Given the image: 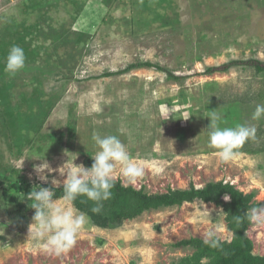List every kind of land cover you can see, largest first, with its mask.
<instances>
[{"label":"rangeland","instance_id":"obj_1","mask_svg":"<svg viewBox=\"0 0 264 264\" xmlns=\"http://www.w3.org/2000/svg\"><path fill=\"white\" fill-rule=\"evenodd\" d=\"M13 45L26 61L10 75ZM249 60L264 63V0H0V264H175L194 254L175 247L183 240L215 232L232 241L224 210L197 200L116 228L87 215L75 246L57 255L28 238V194L66 178L45 170L40 180L44 160L58 169L77 157L90 168L97 132L118 136L143 165L136 179L117 165L114 181L125 187L154 195L224 182L264 205V118L252 119L264 105V72L206 73ZM213 110L221 127L256 128L228 162L208 147ZM23 181L27 194L13 187ZM247 235L264 256V223Z\"/></svg>","mask_w":264,"mask_h":264},{"label":"clouds","instance_id":"obj_2","mask_svg":"<svg viewBox=\"0 0 264 264\" xmlns=\"http://www.w3.org/2000/svg\"><path fill=\"white\" fill-rule=\"evenodd\" d=\"M26 55L22 47L13 45L7 54L5 71L15 75L25 67ZM206 117H210L208 126V147L217 150L221 161L228 162L236 158L238 149L249 139L255 137L256 128L247 124H237L235 127H221L223 116L213 110ZM264 118V105H257L252 114L253 120ZM92 140L98 150L94 153L92 166L75 164L70 159L58 169L50 167L44 158V162L36 166L39 179L47 181L48 172L59 171L65 179H53V188L39 187L28 194V200L32 204L35 213L33 223L29 226V239L41 243L45 250L59 255L70 251L77 243L81 230L86 225L89 217L86 213L75 208L74 202L78 197H86L94 203L91 209L93 213L103 210L104 202L111 199L114 187V172L117 165L121 173L129 179H136L143 175V165L134 160L126 145L116 135L101 136L93 132ZM63 185V196L56 197L54 188ZM225 199H228L227 196ZM246 217L256 224L264 223V205L253 206L246 212ZM204 244L217 248L220 239L215 232H208Z\"/></svg>","mask_w":264,"mask_h":264},{"label":"trees","instance_id":"obj_3","mask_svg":"<svg viewBox=\"0 0 264 264\" xmlns=\"http://www.w3.org/2000/svg\"><path fill=\"white\" fill-rule=\"evenodd\" d=\"M84 36L87 35L84 34ZM237 65L250 66L259 73L264 72L263 62L249 60L246 62L235 61L222 68H208L206 73L227 72ZM141 67H154V65L146 63ZM240 113L239 109L234 108L233 115L238 117ZM228 121L225 119L224 123L230 125ZM23 183L24 181L20 185L15 183L13 187H17L23 192ZM49 188L53 187L49 186ZM24 191L26 194L28 193L27 189ZM54 191L56 192L54 198L63 196V186L54 188ZM226 196L228 199H225ZM254 197V193L244 194L224 182L209 183L202 189L191 186L186 190H169L167 193L149 195L144 190L125 187L120 181H114L111 199L104 202L103 210L100 213L92 212L94 203L86 197H78L74 204L79 210L91 216L95 224L107 228H116L126 221L135 220L146 211L163 207L182 206L184 203H194L197 200L206 204H214L221 207L226 213L227 228L233 234L232 241L220 240V246L212 248L204 244L201 239L183 240L175 247L192 248L194 254L175 264H264V256L254 254L253 243L247 235L252 222L245 214L251 207L259 206L254 202Z\"/></svg>","mask_w":264,"mask_h":264}]
</instances>
